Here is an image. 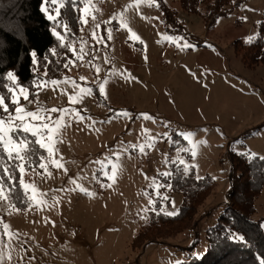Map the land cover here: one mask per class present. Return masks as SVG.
<instances>
[{
    "label": "rangeland",
    "instance_id": "obj_1",
    "mask_svg": "<svg viewBox=\"0 0 264 264\" xmlns=\"http://www.w3.org/2000/svg\"><path fill=\"white\" fill-rule=\"evenodd\" d=\"M229 1L214 13L204 0L197 6H190L188 0H162L171 13L168 20L154 0L151 5L146 0L138 6L137 0L84 1L79 10V46L73 51V63L58 80L61 83L43 87L34 83L37 95L28 91L32 103L23 99L19 87L13 90L26 111H36L38 106L69 111L67 115L62 111L40 113L50 128L55 127L53 120L63 119L65 126L53 137L60 142L53 148L54 158L64 168L49 163L47 150L37 144L45 155L36 168L25 169L23 174L16 169L29 206L19 211L9 201L0 200V254L4 256L0 264H176L202 259L193 254L204 256L206 231L227 203L228 152L264 159V127L242 137L258 125L245 124L252 115L253 119L264 116V65L243 71L233 51L235 41L250 42L258 24L264 23V0H245L239 6L241 0ZM63 3L43 4L47 19H56ZM212 12L218 14L214 26L210 25L212 17H204ZM238 78L247 82L242 84ZM71 81L79 87L74 88ZM93 87L107 107L97 103ZM78 94L77 103L69 100ZM9 112L15 114L14 109ZM195 115L201 122L194 121ZM178 116L182 122L174 127L170 121ZM26 120L42 123L31 117ZM235 122L247 126H239L233 140ZM44 132L49 134L48 129ZM188 133H193L191 141L185 138ZM16 135L23 138L25 134ZM27 137L39 139L30 133ZM240 139L244 148L237 143ZM142 144L144 152L132 147ZM193 144L195 156L191 154ZM185 148L189 151H181ZM9 150L0 144L4 158L0 168L21 164L8 159ZM40 163L47 164L48 171L39 168ZM112 164L119 165L114 184L105 175L111 174ZM170 165L182 172L187 165L197 179L209 181L197 221L164 226L154 242L132 251L130 244L146 227L148 212L172 217L165 212L177 213L182 204L181 195L171 191L163 181L166 177L160 175L169 173ZM7 175L5 183L12 184ZM153 181L164 186L157 189ZM24 184L29 185L27 190ZM255 210L254 219L262 220L264 231V186ZM194 240L198 244L192 253L179 250Z\"/></svg>",
    "mask_w": 264,
    "mask_h": 264
},
{
    "label": "trees",
    "instance_id": "obj_2",
    "mask_svg": "<svg viewBox=\"0 0 264 264\" xmlns=\"http://www.w3.org/2000/svg\"><path fill=\"white\" fill-rule=\"evenodd\" d=\"M53 0H0V93H8L4 103L9 105V111L14 105L9 104L11 93L8 92V73L16 77V84L25 87L32 95L36 92L34 83L38 78L44 80H60L66 68L65 64L73 59V51L77 50L80 42V15L85 0L73 5L64 0L58 10V16L49 20L45 16L42 6ZM159 12L165 20L171 17L170 10L162 0H154ZM203 0H201L202 2ZM208 7H213L214 13L230 4L229 0H204ZM239 1L236 5L244 3ZM190 6H197L199 0H188ZM204 3V2H203ZM227 11L219 14L222 17ZM217 15L206 14V20L212 17L210 25H214ZM213 27V26H209ZM55 32L64 36L63 46ZM70 30V31H69ZM70 45V46H69ZM233 51L241 64L247 69L264 65V23L257 26V34L250 42L237 40L233 43ZM35 53V56L33 55ZM69 65V64H68ZM93 94L97 103H106L101 99L97 88L93 87ZM31 97V96H30ZM264 127V121L256 127L247 130L242 137H250ZM30 143L32 164L25 161V169L31 171L36 168L44 157V151L27 137ZM230 162L229 189L226 192V205L216 219L215 224L206 231L207 250L199 262L185 264H258L264 258V231L262 220L254 219L256 213L255 202L264 186V159L255 156L238 155L228 152ZM174 165L169 166L170 176L163 181L170 186V190L182 197V204L176 215L166 217L160 213L148 212L147 225L133 238L130 247L132 251L141 250L155 241L156 233H160L164 226L176 224L194 225L199 207L205 199V190L209 188V181L197 179L192 169L188 173L178 170ZM11 165L9 172H11ZM12 182L9 203L19 211H25L29 206L27 194L21 189L17 172ZM166 185V186H167ZM230 233L243 236V242L234 241ZM198 244L197 240L181 251L192 253Z\"/></svg>",
    "mask_w": 264,
    "mask_h": 264
},
{
    "label": "snow or ice",
    "instance_id": "obj_3",
    "mask_svg": "<svg viewBox=\"0 0 264 264\" xmlns=\"http://www.w3.org/2000/svg\"><path fill=\"white\" fill-rule=\"evenodd\" d=\"M70 3H72L73 5H75L76 3L80 2V0H69ZM146 2V0H137V6L140 3H144ZM147 2H149V4L151 5L152 0H147ZM132 5H130L129 7H131ZM49 19H53V17H49ZM82 23H86V21H82ZM97 28H99V24L96 25ZM70 31V30H69ZM54 35L58 36L60 41H61V46H63V40H64V36H61L59 33L55 32L54 30ZM109 38H111V30H109ZM70 46V45H69ZM81 52H83V48H81ZM33 55L35 56V53H33ZM76 59H83L82 56H77ZM73 63V61L71 59H69L67 61V63L65 64V67L68 66V64ZM97 71H99V68H97ZM8 79L12 82L10 85H8V92L11 93V97L9 100V104L11 105H15L14 108V113L9 112V105L4 103V97L6 95H8V93H0V144L3 145L4 149H11L8 151V159L13 160V161H20L21 164H15L13 163L11 165V172H9V167L7 165H5L4 167L0 168V200H6V201H10V189H11V185L6 184L5 183V174L8 173L6 179L8 181H15L16 179V169L18 168L20 173L23 174L25 171V168L23 166V162L27 161L29 164H32V154L33 152L30 149V143L27 139V134H31L32 136H38L39 139H37L35 141L36 144H38L41 148H45L48 152V156L45 157L46 160H48L49 163H52L55 167L57 168H64V165L62 163H60L59 160H56L54 158V148L53 146L60 142L57 139H54V135L58 136L59 135V130L60 128H63L64 122L62 117L56 120H53V124H55L54 128H50L49 124L47 122H43L45 121V116L40 115L41 112H58V111H62L65 115L68 114V109H56V108H52V109H44L42 107L37 108L36 111H26L22 106L19 105V99L16 96L15 92L13 91L14 88L19 87V92L23 95V99L25 101H27L28 103H32L33 100L29 99V95H28V90L25 87H20L19 85L16 84V77L14 76L13 73L9 72L8 74ZM65 83H68L69 81L65 80ZM59 83H61V81L58 80H43L42 78H38L37 81V86L38 87H43L44 85L47 84H52V85H58ZM72 86L75 87H79L75 81H71ZM3 84H0V87H3ZM82 93L85 94H91V90L89 89H82L81 90ZM100 92H104V87L101 86L100 87ZM33 96H36L37 93L33 92L32 94ZM81 99L80 95H73V96H69V100L73 103H77L79 100ZM2 113H6L7 115H3ZM125 115H127V113H125ZM26 117H31L33 121H42V123L39 124H34V123H29L26 120ZM48 120H51L52 117L48 116L47 117ZM145 119H151V117L145 116ZM7 121V127H4L5 122ZM15 121H19L18 123H15ZM48 129L49 130V134L47 136H45V132L44 130ZM148 130L145 129V132H147ZM24 133V137L20 138L19 136L16 135V133ZM11 133V135H10ZM193 136V133H188L186 135V139H188L189 141H191V138ZM149 139H151L149 137ZM154 143V141H153ZM201 144L203 143H207L206 141H200ZM12 146H15L14 148ZM151 146V145H149ZM133 148L139 147V151L140 152H144V148L145 145H132ZM193 151H192V155L195 156L197 153L195 151L196 145L193 144L192 145ZM55 151H58L55 150ZM181 151H189L188 149H181ZM244 155L249 156V158H254L255 154H248V153H244ZM179 160V163L181 165L185 164V161L183 159H180L179 156L177 158ZM97 163H101L100 161H98ZM173 163H176V161H173ZM0 165H4V158L3 156H0ZM103 166V164H102ZM39 168L44 169L45 171H48L47 169V164L45 163H40L39 164ZM119 170V165L118 164H112L111 167V174L109 175L108 173H105V175H108V178L112 180V183H115V178L116 175L118 173ZM183 171L185 173H187L189 171V168L187 165H185ZM48 175H51V172L48 173ZM161 176H170V173H160ZM19 183L23 184V180L19 181ZM74 183V181H73ZM109 187H111V185H108ZM153 187H156L157 189L160 187H163L164 185H157L155 183V181H153ZM25 190H27L29 188V185L24 184ZM5 189H9V191H5ZM80 190L82 191H86L85 189L81 188ZM29 199H32V197H30ZM162 199L167 200L168 197L167 196H163ZM151 202V201H150ZM14 207V205H13ZM176 212H165V215H169V216H173L176 215ZM3 227L6 229L8 226L5 224L3 225ZM230 238L233 239L234 241H240L243 242L244 238L243 236L237 234V233H230ZM194 256H196V258L200 259L202 258V256L198 253H194ZM4 259L3 254H0V261H2ZM176 264H185L184 261H177ZM258 264H264V258H261L260 260H258Z\"/></svg>",
    "mask_w": 264,
    "mask_h": 264
},
{
    "label": "crops",
    "instance_id": "obj_4",
    "mask_svg": "<svg viewBox=\"0 0 264 264\" xmlns=\"http://www.w3.org/2000/svg\"><path fill=\"white\" fill-rule=\"evenodd\" d=\"M217 21V20H216ZM214 26V25H213ZM201 36H206V35H204V33H202L201 34ZM241 63V62H240ZM242 69H243V71H246L245 69H247V68H245L243 65H242ZM224 73H226V70H222ZM238 77V76H237ZM239 79V81L240 82H242V84L244 83L243 81L245 80V79H241V78H238ZM237 80V79H236ZM238 81V80H237ZM238 81V82H239ZM246 81V80H245ZM247 82V81H246ZM245 82V83H246ZM165 117H167V116H165ZM195 119H194V121H199V122H201V120L198 118V116L197 115H195ZM169 118V117H168ZM262 121H264V116L262 115L261 117L260 116H255V118L253 119V115L251 116V118H249V121L248 122H246L245 124H247V125H250V124H259L260 122H262ZM171 124H172V126H174V127H176V126H178V124L180 123V122H182L181 120H180V117L178 116L175 120L174 119H171ZM235 124V126H237V128L235 127L232 131H231V133H232V135H230V137L231 138H233V140H235L236 139V137H235V134H237V132H238V128H239V126H247V125H244L243 123H240V122H235L234 123ZM263 128V127H262ZM261 128V129H262ZM260 129V130H261ZM253 135V134H252ZM251 135V136H252ZM238 145L239 146H241L240 148H244V143H243V140L242 139H240L238 142Z\"/></svg>",
    "mask_w": 264,
    "mask_h": 264
}]
</instances>
